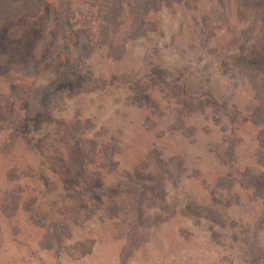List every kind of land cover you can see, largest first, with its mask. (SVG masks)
<instances>
[{
	"label": "rangeland",
	"instance_id": "1",
	"mask_svg": "<svg viewBox=\"0 0 264 264\" xmlns=\"http://www.w3.org/2000/svg\"><path fill=\"white\" fill-rule=\"evenodd\" d=\"M60 1L0 25V264H264V74L238 65L264 67V0H172L136 39L124 7L114 52L100 0L65 31Z\"/></svg>",
	"mask_w": 264,
	"mask_h": 264
},
{
	"label": "trees",
	"instance_id": "2",
	"mask_svg": "<svg viewBox=\"0 0 264 264\" xmlns=\"http://www.w3.org/2000/svg\"><path fill=\"white\" fill-rule=\"evenodd\" d=\"M44 1L45 0H1V2L5 5L6 10L4 14H0V25L5 20L11 21L20 16L28 18L35 17L42 9ZM171 1L172 0H100L98 14L96 17H93V21H99L100 23L99 27L101 29V37L98 39V44H105L113 50V46L110 43V35L118 31L119 26L122 23L120 17L122 16L124 7L127 8V11L131 16V23L129 24L126 36L129 39H136L145 35L147 31H152L155 28V25L145 21V15L148 12L159 11L163 7L170 6ZM67 4H69L67 0H61L58 5V10L54 13V17L57 21V27L60 31H65L69 28L68 19L71 17L68 15L69 7L63 8L64 5ZM13 32V35H18L17 33L19 31L15 29ZM78 34V44L87 46V43H89L87 40V32L81 29L78 31ZM115 55H117V53L113 56ZM238 65L241 66V68L246 69L247 72H249V75L254 79H258V77H256L258 74H264V67L262 64L247 63L244 59L239 62ZM25 74L38 75V72L34 70L33 73L25 72ZM262 80L264 81V77ZM253 86L256 90L257 98H259V105L251 117V122L257 125L264 124V98L262 97V94H264V82L260 83L257 81ZM13 112V108L10 107L7 109L0 104V129L5 127V123L9 120V117L13 114ZM72 128L73 129L71 131L63 132L61 141L64 144H68L74 138L77 131L81 128V123L76 121V124L72 126ZM13 136L14 135H11V138H13ZM262 140L264 141V138L261 139V141ZM11 144L12 142H10V145ZM258 183L261 186L259 191L264 192L263 179L260 178Z\"/></svg>",
	"mask_w": 264,
	"mask_h": 264
}]
</instances>
